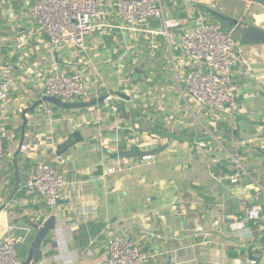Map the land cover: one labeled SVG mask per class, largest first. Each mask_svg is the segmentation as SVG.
<instances>
[{"label":"crops","instance_id":"crops-1","mask_svg":"<svg viewBox=\"0 0 264 264\" xmlns=\"http://www.w3.org/2000/svg\"><path fill=\"white\" fill-rule=\"evenodd\" d=\"M36 0L0 2V72L17 79L9 96L0 100V129L5 133L10 183L3 186L0 166V237L10 230L21 240V262L26 261L37 229L34 221L56 216V230L45 241L39 264H99L107 257L102 231L123 230L149 255L146 264H264V236L246 224L233 230L241 217L239 203L246 199L264 209V45H241L233 83L237 111L232 118L218 116L183 98L177 76L192 69L177 49L184 31L197 25L208 3L163 0L165 21L178 20L179 29L162 19L150 20L143 32L123 31L106 0L101 23L85 53L50 50L44 36L35 33L30 7ZM167 27L170 37L161 34ZM84 71L92 86L100 82V97L113 96L90 109H61L49 103L26 115V150L14 157L23 136V111L44 96L50 71ZM65 102H79L70 100ZM112 106L117 108L113 115ZM52 108L53 119L43 111ZM226 127V129H224ZM149 151L168 147L153 158H127L122 172L108 174L121 154L117 138L131 130ZM82 141L62 156L57 148L73 133ZM228 137V138H227ZM158 141L147 145L148 139ZM121 139V138H120ZM126 143V141H125ZM131 145V143L129 142ZM148 146V147H147ZM230 154L239 158V170ZM63 167L69 185L52 211L23 187L40 162ZM238 177V182L230 179ZM14 177V182H13ZM58 235L65 242L54 245ZM95 241L96 254L86 248Z\"/></svg>","mask_w":264,"mask_h":264},{"label":"built area","instance_id":"built-area-1","mask_svg":"<svg viewBox=\"0 0 264 264\" xmlns=\"http://www.w3.org/2000/svg\"><path fill=\"white\" fill-rule=\"evenodd\" d=\"M2 0H0L1 2ZM197 2V1H196ZM106 0H36L30 7V18L36 26L35 33L46 38L50 50L57 53L63 49H73L85 53L88 39L96 32L104 29L101 23L104 15ZM200 3V2H197ZM210 8V7H209ZM213 9V8H212ZM114 12L118 18L119 29L129 32H143L150 20L162 19L169 28L179 29L178 20L165 21L163 0H114ZM166 27L161 34L170 37ZM241 44L236 41L229 30L206 15H200L199 21L193 28L184 31L177 49L191 70L177 81L181 86L182 97H190L196 106L206 109L218 116L232 118L237 111V92L233 83L236 75L244 76L243 70H237L239 63L248 64L246 59L240 58ZM92 86L88 75L82 70L50 71L44 79V96L58 98L62 101L78 100L90 103L100 99V82L97 78ZM17 86V79L9 74L0 72V100L9 96L11 89ZM114 97L106 96L107 104L112 103ZM117 108L112 106L113 115ZM44 117L53 119L55 111L46 108ZM130 137L117 138L115 148L118 154L128 152L127 148L140 149L141 144L136 138V132L130 129ZM121 138V139H120ZM126 141V143H125ZM131 143V145L129 144ZM26 146L22 147V151ZM239 170L243 166L239 158L230 154ZM146 155L143 160L152 159ZM55 164L40 162L32 175L27 179L24 188L29 195L36 196L52 211L63 198L70 184L63 169L66 160L60 159ZM117 165L108 169V174L122 172L125 169L127 158L120 156ZM0 166L3 170V186L9 183L7 169V151L5 148V133L0 129ZM238 177L230 179L238 182ZM241 217L231 221L233 230H243L246 224H251L257 232L264 236V209L261 205L250 204L246 199L239 203ZM40 219L34 221L39 230L43 226ZM111 225L103 231L106 239L107 257L99 264H146L149 255L140 246L128 237L126 231L118 236L112 234ZM21 240L8 230L0 237V264H21L18 255V246ZM54 245L59 249L65 247V242L58 235ZM95 241L91 240L86 248V254H96ZM65 264H73L68 259Z\"/></svg>","mask_w":264,"mask_h":264},{"label":"water","instance_id":"water-1","mask_svg":"<svg viewBox=\"0 0 264 264\" xmlns=\"http://www.w3.org/2000/svg\"><path fill=\"white\" fill-rule=\"evenodd\" d=\"M193 1H197L200 3H208L211 1H218V0H193ZM243 1L250 2L256 5H260L264 8V0H243ZM221 17L225 21H229L231 25L230 26L231 29L229 31L232 37L236 41H238L241 45H264V29L257 27L255 25L248 24L244 21L235 20V19L231 20L225 17L224 15H222ZM105 98L106 97L100 98L90 103H86V102L71 103V102L62 101L61 99H58V98L39 96L37 101L31 107L23 111V119H24L23 127H22L23 136L20 141L19 148L14 157V166L16 170L17 185H16L14 193L8 197V201L13 200L20 186L17 157L22 152V147L24 145L25 131H26L27 123H28L26 115L28 113L35 112L40 106L46 103H49L57 108L68 109V110L90 109L92 107H95L103 103L105 101ZM81 141H82L81 134L79 132L73 133L64 143L58 146L57 155L62 156V154L65 151H67L68 149H70L71 147H73L74 145L78 144ZM167 147L168 145L160 149H155L151 151H128V152L121 153V155L125 158H143L146 155H156L164 151ZM5 208H6V204L0 207V214L2 213V211L5 210ZM55 230H56V216L52 215L45 221L43 226L39 230H37V233L33 241L30 244L29 255L26 261L22 262L21 264H39L43 256V251H42L43 245L45 241L49 238V235L51 234V232Z\"/></svg>","mask_w":264,"mask_h":264},{"label":"rangeland","instance_id":"rangeland-1","mask_svg":"<svg viewBox=\"0 0 264 264\" xmlns=\"http://www.w3.org/2000/svg\"><path fill=\"white\" fill-rule=\"evenodd\" d=\"M207 6L213 8L215 11H218L219 14L224 15L231 20L235 19L244 21L248 24L264 29V8L260 5L243 0H218L208 2ZM157 142L158 141L150 138L146 143L147 145H154ZM151 150L152 149L149 151Z\"/></svg>","mask_w":264,"mask_h":264},{"label":"trees","instance_id":"trees-1","mask_svg":"<svg viewBox=\"0 0 264 264\" xmlns=\"http://www.w3.org/2000/svg\"><path fill=\"white\" fill-rule=\"evenodd\" d=\"M204 10L209 13V15L212 17L213 20L220 22L227 30L231 29L230 28L231 25H230L229 21H225L224 19H222V17H221L222 15L219 14L218 11H215L212 8H206ZM224 129H226V127H224ZM13 182H14V177H13ZM17 251H18V255L20 257L21 253H22V250L18 247Z\"/></svg>","mask_w":264,"mask_h":264}]
</instances>
